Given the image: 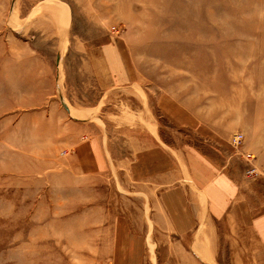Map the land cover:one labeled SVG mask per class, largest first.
Returning <instances> with one entry per match:
<instances>
[{
    "label": "rangeland",
    "instance_id": "374dc122",
    "mask_svg": "<svg viewBox=\"0 0 264 264\" xmlns=\"http://www.w3.org/2000/svg\"><path fill=\"white\" fill-rule=\"evenodd\" d=\"M87 126L125 157L234 156L264 190V0H0V264H119L138 241L144 264H191L148 180L75 168Z\"/></svg>",
    "mask_w": 264,
    "mask_h": 264
},
{
    "label": "crops",
    "instance_id": "0c3cea01",
    "mask_svg": "<svg viewBox=\"0 0 264 264\" xmlns=\"http://www.w3.org/2000/svg\"><path fill=\"white\" fill-rule=\"evenodd\" d=\"M84 133L85 139L72 156L75 168L86 175L108 176L126 167L133 169V180H148L149 209L155 211L153 229L157 226L165 237L170 234L174 247L189 254V263L220 264L223 250L227 249L229 264H264V190L258 181L233 170L234 156L222 159L197 150L174 151L154 142L146 152L140 154L141 150L133 148L132 156L125 157L113 148L107 129L87 126ZM240 156L248 168L252 163L245 154ZM116 224L122 227L128 222L117 220ZM147 232L145 241L150 254L153 231L149 224ZM154 241L151 244L155 257ZM145 246L144 242H133L130 252L128 247L125 253L123 249L124 256L117 261L144 264Z\"/></svg>",
    "mask_w": 264,
    "mask_h": 264
},
{
    "label": "built area",
    "instance_id": "2783aa9c",
    "mask_svg": "<svg viewBox=\"0 0 264 264\" xmlns=\"http://www.w3.org/2000/svg\"><path fill=\"white\" fill-rule=\"evenodd\" d=\"M82 139H85V137H83ZM243 142H244V135L242 133H236V134L232 135L231 145L235 149L240 150ZM245 157L247 158V160L249 162L252 161L250 154L245 155ZM259 174H260V172L258 171L257 167L253 164H250L249 167L246 169V176L250 179H254Z\"/></svg>",
    "mask_w": 264,
    "mask_h": 264
}]
</instances>
